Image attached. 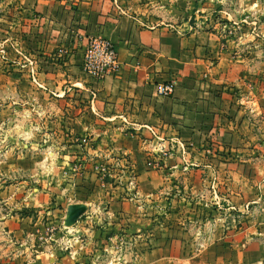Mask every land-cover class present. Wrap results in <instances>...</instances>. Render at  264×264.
Segmentation results:
<instances>
[{
  "label": "crops",
  "instance_id": "0c3cea01",
  "mask_svg": "<svg viewBox=\"0 0 264 264\" xmlns=\"http://www.w3.org/2000/svg\"><path fill=\"white\" fill-rule=\"evenodd\" d=\"M120 1L19 0L22 13L40 19L24 24L29 45L39 48L37 34L46 36L47 51L37 55L49 65L47 91L68 103L59 106L60 142L70 145L65 159L81 160L85 175L96 164L109 178L104 197L63 205V219L68 207L88 206V221L80 218L72 229L83 241L73 257L38 242L33 219L9 213L13 208L0 199V264H264L260 243H245L241 229L217 231L228 216L212 211L215 198L236 213L264 201L257 146L264 140V99L249 112L240 103L245 90L232 89L247 75L240 65L249 60L237 49L243 33L236 30L246 24L256 31L249 16L257 0H201L203 21L183 30L144 27L133 0ZM213 14L239 25L217 29ZM90 37L111 41L119 63L116 76L96 84L80 71ZM57 48L69 49L58 64L46 59ZM170 81L173 94L158 97L155 86ZM251 94L264 98L263 91ZM203 144L218 150L204 151ZM81 182L66 181L61 195L87 192ZM30 193L25 207L50 205L48 191L39 190L38 199Z\"/></svg>",
  "mask_w": 264,
  "mask_h": 264
},
{
  "label": "rangeland",
  "instance_id": "374dc122",
  "mask_svg": "<svg viewBox=\"0 0 264 264\" xmlns=\"http://www.w3.org/2000/svg\"><path fill=\"white\" fill-rule=\"evenodd\" d=\"M126 2V0L120 1V3ZM256 2V12L249 16L250 20L256 22V31L249 32L246 24V28L236 30L238 34L243 33L241 45L237 49L243 59H249L240 65L247 75L244 79L240 78L242 82L239 83V88L228 86L232 89L245 90L240 103L249 112L253 103L258 106L264 99L261 95L262 91L264 92V29L258 28L264 26V0ZM202 3L201 0H133L130 6L135 8L134 17L144 27L162 24L183 30L203 21L201 17H205L206 14L197 13V10L202 9ZM20 5L19 0H0V199L5 203L8 201L4 208H13L9 213H16L20 218L33 219L35 223L33 234L36 235L38 242L46 240L51 245H55L56 249L64 252L60 248L64 246L63 239L68 236L65 230H72L76 224L73 227H65L66 218L61 217V211L65 207L63 205L77 200L93 201L104 197L105 187L102 182L108 184L109 175L105 174L104 181H101L102 176L95 169L96 164L94 169L90 170V175H85L80 172L84 167L81 160L65 159L70 145L60 142L65 128L60 122L63 116L59 112V106L65 105L67 101H62L66 99L65 97L59 99L48 92L50 86L47 85L46 76L49 65L47 60L43 59L44 55H37L47 51L46 36L37 34L39 48L33 49L29 45L31 39L27 30L24 29V24L29 18L32 23L40 19L34 17V14L22 13ZM209 19L214 20L217 29L225 22L233 24L234 27L239 25L235 19L226 21L219 15L215 17L213 14ZM84 50L85 45L82 57ZM68 51L69 49L57 48L50 56H46V59L58 64L62 57H67ZM234 75L235 72L228 74L232 78ZM70 89L69 92H72L73 89ZM253 89L257 90L261 96L253 97L251 94ZM261 131H263L262 128ZM203 145L204 151L218 150L213 144ZM257 146L260 147L258 179L264 181V140L262 138ZM184 147L186 151L187 146ZM88 164L91 165V163ZM91 176L93 181L90 183ZM68 180L73 183L85 180L88 185H84L89 189L87 192L79 191L78 195H72V199H66L65 195H61V188ZM92 184L100 191L92 187ZM39 190L49 192L50 205L42 208L38 206V202H35L34 207H25L27 193L31 191L30 194L34 193L37 196L35 199H38ZM34 194L30 197L34 198ZM215 202L216 205L214 209L212 208L213 212H217L215 216H223V218L228 216L222 224L218 225L217 231L230 232L235 231L236 228L241 229L245 243L257 240L264 250V201H261L256 208L245 205L238 213L223 206L216 198ZM78 205L86 209L88 207L83 204ZM84 215L85 212L80 218L84 222L88 221L87 216ZM49 230L53 233L52 240L46 236ZM75 232L68 237L69 239L73 236L78 237L77 240L80 241L77 243L71 241V251L76 255L83 241L81 232ZM130 236L134 235L130 233Z\"/></svg>",
  "mask_w": 264,
  "mask_h": 264
},
{
  "label": "built area",
  "instance_id": "2783aa9c",
  "mask_svg": "<svg viewBox=\"0 0 264 264\" xmlns=\"http://www.w3.org/2000/svg\"><path fill=\"white\" fill-rule=\"evenodd\" d=\"M119 70V63L117 59V52L114 47V44L104 38L99 37H90L87 39L85 44V50L82 57L81 65H80V71L81 73L88 78L90 81H92L94 84L100 83L102 80H104L107 77H113L118 74ZM175 88L174 82H166L163 84H157L155 86V92L158 97H170L173 94ZM90 95V100L93 101L95 99V90L90 89L88 91ZM180 150L182 152L185 151L184 145L180 143H176ZM99 171V172H98ZM97 172L100 176L103 178L106 176V172H104L103 169H97ZM102 185L104 186L105 183L102 182ZM66 234L68 236H71L73 233H76L73 230H65ZM46 236L49 240H52V230H49L48 233H46ZM66 237L63 239L64 246H61V250L65 253H67L69 256H74L73 251H71V241L74 242H80L77 240L78 237ZM81 247V246H80ZM81 250V248H80ZM121 260L117 259V264H119Z\"/></svg>",
  "mask_w": 264,
  "mask_h": 264
},
{
  "label": "water",
  "instance_id": "95a60500",
  "mask_svg": "<svg viewBox=\"0 0 264 264\" xmlns=\"http://www.w3.org/2000/svg\"><path fill=\"white\" fill-rule=\"evenodd\" d=\"M84 212V206L75 205L68 207L65 219V227H73L78 222L80 217L84 214Z\"/></svg>",
  "mask_w": 264,
  "mask_h": 264
}]
</instances>
